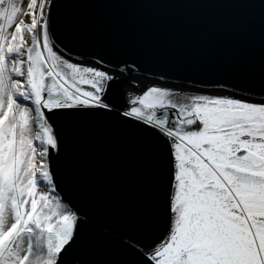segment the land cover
I'll use <instances>...</instances> for the list:
<instances>
[{
	"label": "snow or ice",
	"instance_id": "snow-or-ice-1",
	"mask_svg": "<svg viewBox=\"0 0 264 264\" xmlns=\"http://www.w3.org/2000/svg\"><path fill=\"white\" fill-rule=\"evenodd\" d=\"M193 49L244 79L134 75ZM0 264H264V0H0Z\"/></svg>",
	"mask_w": 264,
	"mask_h": 264
},
{
	"label": "water",
	"instance_id": "water-1",
	"mask_svg": "<svg viewBox=\"0 0 264 264\" xmlns=\"http://www.w3.org/2000/svg\"><path fill=\"white\" fill-rule=\"evenodd\" d=\"M143 66L137 65L135 76L141 81L144 77H157L164 72H169L170 81L178 82L181 78L192 79L199 84L201 81H223L231 80L241 82L247 71L246 62L232 60L227 57L203 53L197 50H187L178 55L161 53L143 59ZM132 61H129L131 67ZM151 82V81H149ZM84 151H89L87 144L83 146ZM129 178L132 182L139 179L137 174L139 164L136 160L127 162ZM83 178H89L88 170L83 171ZM135 207L126 199L118 203L102 204L91 210L92 227L95 230L104 228H115L118 220L125 214H134ZM86 261H102L107 258L108 251L103 244H96L84 252Z\"/></svg>",
	"mask_w": 264,
	"mask_h": 264
}]
</instances>
